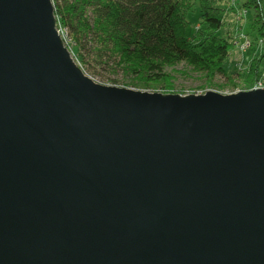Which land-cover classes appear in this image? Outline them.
I'll list each match as a JSON object with an SVG mask.
<instances>
[{
    "label": "water",
    "instance_id": "water-1",
    "mask_svg": "<svg viewBox=\"0 0 264 264\" xmlns=\"http://www.w3.org/2000/svg\"><path fill=\"white\" fill-rule=\"evenodd\" d=\"M0 264H264V89L95 84L0 0Z\"/></svg>",
    "mask_w": 264,
    "mask_h": 264
},
{
    "label": "trees",
    "instance_id": "trees-1",
    "mask_svg": "<svg viewBox=\"0 0 264 264\" xmlns=\"http://www.w3.org/2000/svg\"><path fill=\"white\" fill-rule=\"evenodd\" d=\"M236 1L237 8L253 13V27L262 35L264 0ZM51 2L84 65L114 66L125 78L152 84L165 81L167 65L186 62L211 76L212 67L217 74L224 70L230 47L220 34L223 0ZM193 17L196 27L191 25Z\"/></svg>",
    "mask_w": 264,
    "mask_h": 264
},
{
    "label": "rangeland",
    "instance_id": "rangeland-1",
    "mask_svg": "<svg viewBox=\"0 0 264 264\" xmlns=\"http://www.w3.org/2000/svg\"><path fill=\"white\" fill-rule=\"evenodd\" d=\"M225 1L224 19L220 34L227 38L229 53L223 65L222 74H217V67H212V76L194 68L188 63L167 65L163 69L165 81L145 83L143 79L125 78L114 66L84 65L78 57L71 38L65 27L56 20V30L72 61L81 72L95 84L124 88L141 93L160 95H204L214 92L219 95H231L238 92L264 89V31L262 35L255 30L254 16L241 7H236V0ZM228 2V3H227ZM243 10L245 13H243ZM198 24L196 17L191 25ZM259 24V22H258ZM260 25V24H259ZM264 25V24H263ZM208 75V76H206Z\"/></svg>",
    "mask_w": 264,
    "mask_h": 264
},
{
    "label": "built area",
    "instance_id": "built-area-1",
    "mask_svg": "<svg viewBox=\"0 0 264 264\" xmlns=\"http://www.w3.org/2000/svg\"><path fill=\"white\" fill-rule=\"evenodd\" d=\"M243 13H245V11L243 10ZM58 33V32H57ZM58 35H60L59 33H58ZM62 42V41H61ZM64 46V45H63ZM65 47V46H64ZM264 70V69H263ZM263 77V79H264V75L262 76Z\"/></svg>",
    "mask_w": 264,
    "mask_h": 264
}]
</instances>
